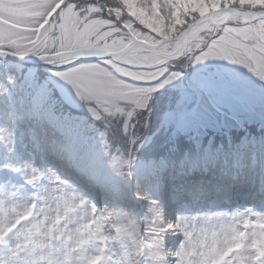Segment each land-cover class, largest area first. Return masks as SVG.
Instances as JSON below:
<instances>
[{"label":"snow or ice","instance_id":"obj_1","mask_svg":"<svg viewBox=\"0 0 264 264\" xmlns=\"http://www.w3.org/2000/svg\"><path fill=\"white\" fill-rule=\"evenodd\" d=\"M90 3L91 7L82 8L79 0H0V55L33 53L63 65L65 70L56 75L73 85L93 115L131 118L135 114L142 126H146L150 96L158 89L137 82L162 77L167 62L186 54L197 63L219 58L243 64L264 81V6L229 0L227 6L222 3L218 10L204 13L203 6L197 12L198 6L186 0H118L116 6ZM125 14L131 19L124 20ZM87 55L106 58V67L79 59ZM175 79L168 77L158 82L159 87ZM133 158L129 152L124 166L131 167ZM39 179L40 173L33 169L25 182L35 186ZM48 199L57 200L54 210ZM37 200L43 206L38 208ZM81 209H85L83 201L77 205L72 198L39 192L32 203H17L16 193L0 182V247L7 250L0 264H104L112 254L110 241L124 238L131 240L135 252L118 256L113 264H142L137 258L146 245L141 236L133 238V220L113 224L119 213H98L95 205L82 214ZM151 211L157 220L161 218L160 210ZM233 220L237 223L221 235L181 218L173 226L183 235L175 258L168 260L172 253L153 256L147 264H264V214H239ZM106 224H112L115 235H105ZM45 230L51 240L73 245V252L79 254L66 253L62 259H56L55 253L41 254L37 259L38 250L43 253L51 247L39 240ZM163 232L151 227L155 235L147 247H159ZM92 241L102 247L95 257H86L83 246Z\"/></svg>","mask_w":264,"mask_h":264},{"label":"rangeland","instance_id":"obj_2","mask_svg":"<svg viewBox=\"0 0 264 264\" xmlns=\"http://www.w3.org/2000/svg\"><path fill=\"white\" fill-rule=\"evenodd\" d=\"M81 7H91L92 4H90L87 0L86 3H80ZM211 58H209L210 60ZM215 59V58H214ZM224 61H227L224 59ZM87 64H98L101 67H106V63L102 64L99 62H89ZM198 66L200 68L204 67V66H209L208 65V59L201 61L200 63H197ZM224 64V63H223ZM43 66V64H38ZM173 65L177 66L176 63L174 62ZM236 65L238 66L239 69H237ZM79 66V65H77ZM232 66V67H231ZM231 66H229V71L236 75L237 72L240 75V78L238 79L237 76L233 77V81H232V85L233 86H225L222 85L220 83H215L214 84H208V82L210 83V79L206 78V80L203 81V83H207L206 85L202 84V78H199V82L200 83H195V84H190L189 82V78L185 77V75H181L183 73H181L179 71V69L177 70V67L175 71H170L169 73H167L166 75H164L163 79H167L168 77L175 75L176 79L172 80L170 83L173 85V90L170 91L173 95L176 93H181L184 92L185 89L183 88H187L190 87V85L196 87L198 89L197 93L199 94V99H195L198 102L197 108L195 110V112L193 114H191V120H189V118L187 119V123H186V128L191 127L190 125L193 124L194 126V130H195V135L198 134V132H200L201 134H204V130L200 131L202 128H210V129H215V128H219V124H222L223 126H225V128H233L236 127L235 124V120L233 119V117L228 116V115H220V113L218 111H215L214 108L210 107L208 105L207 99L204 96V94H206V91H204V89L206 90V88H212L213 89V93L215 95V88L218 91V100H220L222 103H224L227 107H230L232 110L235 111V113H243V112H249V111H253L254 109L259 110L262 115H264V87L261 86L258 83V78L255 76V74H253L252 72H250V70L248 68H246L243 64H237V63H232ZM6 67L8 66H4V68L6 69ZM226 67V66H224ZM50 68L53 69L54 71L58 72V71H62L65 70V66L63 65H59V64H53L51 63ZM180 68V67H179ZM185 68H190V67H185ZM9 75V79L11 83H14V77L12 75L11 72L8 73ZM162 80V82L164 81ZM181 80L182 83L181 84ZM56 83V86L59 90V92L61 93L62 97L67 101H74V99H76V97L78 98V95L76 94L75 88L73 87L72 84H70L69 82L61 79L59 76H57V79L54 80ZM150 81V80H149ZM148 81H141V82H137V86H142V87H150V86H146ZM213 86H215V88H213ZM153 87V86H152ZM219 88V89H218ZM223 90V91H222ZM220 91H222L225 94V97L221 98L220 97ZM18 92V91H17ZM17 92H14V105L16 107V110L18 111L20 109V106H23L24 104V98L20 97V94H18ZM169 92V93H170ZM163 96V95H162ZM2 97V100H1ZM161 96L157 97L160 98ZM152 98V97H151ZM155 98V99H157ZM153 100L151 105H147L150 106V110H146V115L149 117H152L153 115H155L157 113V110H159L158 113H160L161 115L165 114V111H170V109L167 107V100H165L164 98H161V103L158 104L159 102H156V100ZM199 100V101H198ZM27 106V104H25ZM141 112H144V109L140 110ZM91 112V111H90ZM16 114L13 115H9V110L8 107L6 105V101L4 100L2 94H1V89H0V133H1V138L3 141H5L6 143L10 142L13 143L14 139H15V134L18 133L21 128L24 127V135L22 137V139H25V143L26 145H30L29 139H30V135L28 132H30L29 129H31L30 127L24 126L25 123L26 124H30L29 120L26 118L24 120L20 121H15L13 119V117H15ZM146 116V117H147ZM134 115L131 117L133 118ZM114 117H108L107 121L111 122V119ZM123 120L125 119V121H129L131 118H124L122 117ZM193 121V122H192ZM35 130L36 132H38L39 134H43V138L44 140H49L50 139V134H44L41 133L39 130L40 125H33L30 124ZM14 126L16 127L14 129ZM59 127H57L58 129ZM61 130L62 134H65V138L68 139V141L70 142V145L73 146L75 145V155L77 156H81L83 158H87L88 155H93L91 156V158L89 160H87V163H90V166L95 164V154H96V148H88L87 144L83 145L80 142L82 141L81 137L77 134V132H73L72 130L70 131H62L63 127L59 128ZM129 130V129H128ZM131 130H129L130 132ZM21 135V132H19V136ZM194 135V137H196ZM85 143V142H84ZM81 149H85V154L82 155L81 153H79L78 151ZM25 155V153H24ZM26 156H28V154H26ZM81 160H79L80 162ZM34 162L32 160H24L23 164V175L24 177H28L31 176L33 174V170L30 168V166H35V170L37 169V165L33 164ZM109 170H111V172L109 174H104V175H100L98 173V170L100 168L97 169V176L99 178H102L103 180H108L109 178H112L115 174H117L119 172V166L118 164L114 161L113 163L110 164V166L105 167ZM92 171V170H91ZM95 171H93L92 173H95ZM187 173V172H186ZM47 175V181L50 183L49 185V191H51L52 189H58L60 186L55 183L51 172L47 171L46 172ZM5 184L9 185V188L11 190V188L15 187L14 183L12 182L11 178H9ZM156 185H153L151 188H155ZM157 189V188H156ZM157 191V190H156ZM39 192V194H46L48 192H42L41 190L37 191V193ZM130 191L126 188H121L119 191V201L115 203L114 210L113 213H119V215L121 216V218L119 219V221H117V223L113 222V224H119V223H127L128 220H133L135 221L136 226L139 228L140 231V236L143 238V240L146 242V247L148 245L152 244V240L154 238L155 234H152L150 232H147V228L149 226L151 227H157L160 229H163V225H165V228L169 227L170 225V213H172L171 209H164V207H161L159 204H153L151 197H150V193H145V195L143 196H138L137 200L139 204V207H135L134 209H132V211L130 212H124L123 206L120 205V203H124L126 202L129 206H133L134 203L129 202V200H131V195L129 193ZM66 193V192H65ZM24 194V198L25 201L22 203H27L28 202V196L26 193ZM57 194H59L57 192ZM71 196L74 197V194H70ZM66 198H68V195H65ZM75 197H80L82 198L79 194L78 196ZM143 197H147V199H143ZM132 201V200H131ZM164 201V200H163ZM21 203V204H22ZM43 206V201H40L37 204V207H41ZM49 206V205H48ZM51 209H55L56 205L52 204L51 206H49ZM139 209V211H141V214H147V220L148 221H144L141 222L139 219V215L137 214V210ZM151 209H157L160 210L162 212V216L160 218V220H162V223H156L153 220L156 219L155 217V213L154 211H151ZM87 207H85V209L81 210V214L83 213V211H87ZM123 210V212H122ZM108 211H110V208L108 209ZM103 212V211H102ZM244 212V215H250L253 213H258V214H264V211H262L261 209H254L252 211H242ZM232 216V215H231ZM233 223H237V221H233L231 219H229L227 217V219L222 220L220 222H217L215 224H211V223H202L199 226H203L207 229H209V231H216L218 233H220L221 235H223V230L226 229L229 225L233 224ZM198 226V227H199ZM113 229L112 224H108L107 225V230H111ZM143 229V230H142ZM107 231V232H108ZM144 231V232H143ZM171 234V232H167L164 230L163 232V243L160 244V246L158 247L161 251H163V247H165V238L167 235ZM173 235V234H172ZM175 236V235H174ZM124 243L126 244V248L127 251L129 249V245L131 244V240H129L128 238H124ZM164 244V245H163ZM171 243L169 242V247H170ZM167 246V245H166ZM84 247V246H83ZM133 250H134V246H133ZM148 250H150V248L148 247ZM147 250V251H148ZM82 252L84 254V249H82ZM39 253V250H38ZM76 253H73V255L75 256ZM6 258V254L3 253V255H0V259H4Z\"/></svg>","mask_w":264,"mask_h":264},{"label":"clouds","instance_id":"obj_3","mask_svg":"<svg viewBox=\"0 0 264 264\" xmlns=\"http://www.w3.org/2000/svg\"><path fill=\"white\" fill-rule=\"evenodd\" d=\"M79 2L80 3H86L87 0H79ZM171 61H174L176 63V65L178 67H180V68L187 67L188 64H190L192 62H196L191 56H189L187 54L184 55V56H181L178 59H174V60H171ZM165 67H167V65ZM172 76H175V75H172ZM260 82L262 84H264V81L260 80ZM133 156H134V153H133ZM124 175H126L127 177H131L132 173H131V171H128L127 173H124ZM61 185L62 186L59 187L58 189H52L50 192H48L46 194H41V195H43V196H51V197L65 196L66 195L65 188L71 189V185H65L63 181L61 182ZM57 192L59 194H57ZM68 197L72 198L73 199V203H75L77 205H79L83 201L85 203V206L88 205L90 207V202L85 201L84 199H82L80 197H73L71 195H69ZM46 203L49 206H51L52 204L57 205V200L56 199H48L46 201ZM81 210H83V209H81ZM105 211H108V210L105 209L103 212H105ZM52 214L53 213H51V212L49 213V215H52ZM189 221L191 222L192 220L190 219ZM196 224L198 225L199 223H196ZM23 227H25V228L26 227H30V225H25ZM172 227H173L172 225H169V228H172ZM150 230H151V226H149L147 228V232H150ZM61 232H63L62 228H61ZM133 232H134V237L133 238H135V236H140V231H139V228L137 226L133 229ZM39 240L42 243L51 245V247L44 249L43 253H41V252L37 253V259H40L41 254H43L44 256H49V255H52L53 253H55V258L56 259H62L66 253L68 255H73V253H74L73 250H72L73 249V245H66L63 241H60L58 238H57L56 241L51 240L47 236V230H45V232L40 235ZM160 240H161V244H162L163 243V235L162 234H161ZM134 252H135V248L133 250V245L131 243L129 245L128 254L131 255Z\"/></svg>","mask_w":264,"mask_h":264},{"label":"bare ground","instance_id":"obj_4","mask_svg":"<svg viewBox=\"0 0 264 264\" xmlns=\"http://www.w3.org/2000/svg\"><path fill=\"white\" fill-rule=\"evenodd\" d=\"M169 131H170L169 127L162 125L159 122V119L157 118V114H155L154 116H152L148 119V123H147L145 128L140 127V129H139L140 134H144L145 136L149 135L153 138H160V139L166 138L169 135ZM21 142L23 145H26L25 139L21 138ZM82 150L83 149H81V151ZM110 172H111V170L104 168V167H102L98 170V173L101 176L104 174H109ZM197 175H203V174H193L191 182L195 178L197 179ZM224 180H226V179H224Z\"/></svg>","mask_w":264,"mask_h":264},{"label":"trees","instance_id":"obj_5","mask_svg":"<svg viewBox=\"0 0 264 264\" xmlns=\"http://www.w3.org/2000/svg\"><path fill=\"white\" fill-rule=\"evenodd\" d=\"M102 1L104 4H107V5L109 4L110 6H116L117 2H118V0H109V1L102 0ZM186 2H190V3H193L194 5H197L198 7L195 9V11H197V12H199V10H200L199 6H203L204 13H208L209 11L219 9V7L222 3L225 6H227L229 0H186ZM231 2H235V0H231ZM240 2L242 4L243 3H251L253 5L264 6V0H240ZM210 6H212V7H210ZM146 31H147V29H145V32ZM231 79H232V77H231ZM240 121L243 122L242 118H240ZM263 123H264V121L261 124L263 125ZM162 125H165V123H163ZM221 133L222 132H219L220 135H223ZM148 139H149V137H148ZM165 140H166V138H163L162 142H157V143L160 144V143L166 142ZM167 141H169V140H167Z\"/></svg>","mask_w":264,"mask_h":264}]
</instances>
